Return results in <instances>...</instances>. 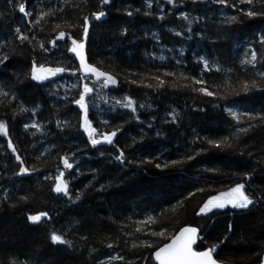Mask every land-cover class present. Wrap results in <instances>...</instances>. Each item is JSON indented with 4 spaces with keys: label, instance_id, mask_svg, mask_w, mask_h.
I'll return each instance as SVG.
<instances>
[{
    "label": "trees",
    "instance_id": "16d2710c",
    "mask_svg": "<svg viewBox=\"0 0 264 264\" xmlns=\"http://www.w3.org/2000/svg\"><path fill=\"white\" fill-rule=\"evenodd\" d=\"M249 9L264 12V0H0V264H156L154 251L185 225L200 229L197 250L260 263L264 15ZM72 39L115 83L78 71ZM33 63L67 70L33 81ZM85 83L95 85L86 96L94 138L115 132L112 144L94 146L81 127L75 100ZM23 166L30 173L19 176ZM61 172L68 195L54 191ZM237 184L253 200L247 209L200 213ZM52 233L69 243H52Z\"/></svg>",
    "mask_w": 264,
    "mask_h": 264
},
{
    "label": "snow or ice",
    "instance_id": "6c2138e0",
    "mask_svg": "<svg viewBox=\"0 0 264 264\" xmlns=\"http://www.w3.org/2000/svg\"><path fill=\"white\" fill-rule=\"evenodd\" d=\"M109 0H102V3L107 4ZM174 0H168L169 4H172ZM195 2V0H193ZM214 3L226 5L227 0H213ZM240 3H247V4H253L254 0H240ZM147 6L149 8L152 7V0H147ZM19 11L23 13L24 15H29L25 11V5L21 3L19 5ZM139 11V10H137ZM149 13H145V15H148ZM247 17H254L257 15H264V12H257L255 10L249 9L244 13ZM93 17L96 20H100L101 17L105 15L104 12H95L92 14ZM127 15L131 16L132 13L128 12ZM185 19H187V16H184ZM231 20L235 22L237 20V17L233 16L231 17ZM17 33H20V29H16ZM89 32V18L84 17L83 21V34L86 37ZM180 33H177L179 35ZM65 37L64 32H60L57 39H63ZM21 40H27L28 37L24 36L23 34L19 35L18 37ZM262 43H264V38L261 40ZM51 43L55 46L56 41L53 40ZM72 46L68 49L70 52L74 53L77 57H79L80 65L78 68V71H81L83 73H90L92 75H95L97 78L103 77L107 81H111L115 83V80L113 77L105 72L99 71L96 67L90 65L87 63L85 54H84V42L83 40H76L72 39L71 41ZM43 48V45H41ZM8 57H3L0 59V63H3L5 60H7ZM163 59V57H161ZM256 59V54L252 53V60L254 61ZM206 64V62H205ZM207 66V64H206ZM67 69L63 67H45L44 65H37L33 63L30 71V78L33 81H45L49 79L51 76H55L58 73H62L66 71ZM166 75H172V73H166ZM260 75L264 76V73H260ZM86 78V77H85ZM156 79H159L158 77ZM197 84L204 83L201 80L195 81ZM164 82L160 81V84L162 85ZM151 86V85H149ZM75 87V85H74ZM196 91H199L207 96H213L214 93L212 91H209L206 87H201L199 89H194ZM247 86H245V91H247ZM93 89L89 87L88 84L83 85V91L79 93V99L75 100V103L79 105V107L83 110L84 116H83V123L81 127H83L84 131L88 134L89 138L91 139V143L95 146L101 142L100 139L94 138V134L96 133V129L93 128L91 121L88 118V105L86 103V96L91 93ZM3 95H7V93H0ZM125 107L132 108L133 111H135V108L133 107V102L131 99L128 100V103L125 105ZM26 111V109H24ZM227 111L235 118L237 117V113L233 112L232 109H227ZM244 115H248L249 118L251 117L250 113H244ZM33 127H38L37 125H32ZM27 127V125L25 126ZM4 129V124L0 123V130ZM242 131H247V129H242ZM116 133H107L102 135V140L108 144H112L113 140L112 137L115 136ZM210 143H212L210 141ZM11 146V145H9ZM219 146V145H217ZM123 152L120 153L119 156H117L118 160H122ZM19 159V157H17ZM191 159V157H189ZM63 163L65 168H72V164L69 162L67 157L63 158ZM157 168H160L161 165L157 164ZM28 171L27 168L21 167L20 173H26ZM64 173L61 172L60 175H58L56 179V184L54 187V191L57 193L63 192L65 195H68V186L67 183L63 180ZM244 185L243 184H237L234 188H231L227 192H222L217 196L210 197L200 208V213H206L208 211H211L213 208H225L228 205H231L232 208L235 209H247L250 205L253 204V200L246 195L244 192ZM79 199V197H77ZM199 214V213H198ZM47 213H40L38 215H30L27 217V219L33 223H38L42 216H46ZM198 229L195 227H183L180 229L179 233L171 238V242L168 244H165L163 247H160L157 251H155L154 256L155 259L159 262V264H218L217 260L213 257V252L215 251V247L204 250V251H195L193 249V244L196 240V234ZM155 234V233H154ZM159 235H163V233H159ZM50 239L52 243H69L68 241L64 240V238L61 235H58L56 233H52L50 236Z\"/></svg>",
    "mask_w": 264,
    "mask_h": 264
},
{
    "label": "water",
    "instance_id": "95a60500",
    "mask_svg": "<svg viewBox=\"0 0 264 264\" xmlns=\"http://www.w3.org/2000/svg\"><path fill=\"white\" fill-rule=\"evenodd\" d=\"M104 13H105V15H104L103 17H101V19L106 18L107 14H106V12H104ZM84 54H85V58H86L87 63H89L90 65L96 67L99 71L105 72V73H107V74H109V75H111V76L113 77L112 74H110V73H108V72L102 70L101 68L97 67L96 65L92 64V63L89 61V59H88V55H87V53H86L85 51H84ZM74 57H75V60H76L77 65H78V67H79V65H80L79 57H77L75 54H74ZM80 72H81V71H80ZM81 73H82V75L85 76V77H95V78H97L95 75H92V74H90V73H88V74L83 73V72H81ZM98 79H104V78H103V77H100V78H98ZM23 167L26 168L25 166H23ZM29 173H30L29 170H28L26 173H20V171H19L18 175H19V176H24V175H28ZM183 227H195V228L198 229L197 234H196V240H195V243L193 244V249H194L195 251H204V250L210 249V248H207V249H204V250H197V249L195 248L196 245H197V243H198V241H199V237H200V229H199L197 226H194V225H185V226H183ZM183 227H181V228H183ZM181 228H180V229H181ZM180 229L176 232L175 235H177V234L179 233ZM175 235H174V236H175ZM170 242H171V239H170L169 241H167L166 243H164L163 245H161L160 247H163L165 244H168V243H170ZM160 247H158L155 251H157ZM155 251H154V253H155ZM154 253H153V259H154V261L156 262V264H159V262L155 259ZM213 257L217 260L218 264H226V263H223V262L219 261V260L215 257L214 254H213ZM259 264H264V253H263V255H262V259H261V261H260Z\"/></svg>",
    "mask_w": 264,
    "mask_h": 264
},
{
    "label": "rangeland",
    "instance_id": "374dc122",
    "mask_svg": "<svg viewBox=\"0 0 264 264\" xmlns=\"http://www.w3.org/2000/svg\"><path fill=\"white\" fill-rule=\"evenodd\" d=\"M97 86H98V85H97ZM94 87H95V85H93L92 89H95ZM94 135H95V134H94ZM100 139H102V138H100ZM235 186H236V185H232V186H230L229 188H226L225 190H223L222 192H227V191H229L231 188H234ZM222 192H220V193H222ZM220 193H219V194H220ZM219 194H218V195H219ZM228 206H231V205H228ZM226 207H227V206H226Z\"/></svg>",
    "mask_w": 264,
    "mask_h": 264
}]
</instances>
